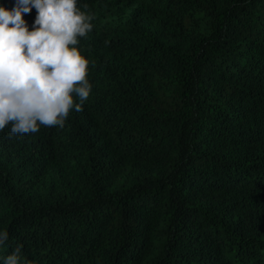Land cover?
<instances>
[{"label": "trees", "instance_id": "trees-1", "mask_svg": "<svg viewBox=\"0 0 264 264\" xmlns=\"http://www.w3.org/2000/svg\"><path fill=\"white\" fill-rule=\"evenodd\" d=\"M76 6L90 95L0 130V264H264V0Z\"/></svg>", "mask_w": 264, "mask_h": 264}, {"label": "clouds", "instance_id": "clouds-1", "mask_svg": "<svg viewBox=\"0 0 264 264\" xmlns=\"http://www.w3.org/2000/svg\"><path fill=\"white\" fill-rule=\"evenodd\" d=\"M76 3L16 0L11 11L0 7V130L9 124L11 135L63 128L73 108L82 111L91 91L89 61L76 45L92 30L93 17ZM33 8L37 15L29 31L23 15ZM7 240L8 232H0V245ZM21 251L17 245L4 264H29Z\"/></svg>", "mask_w": 264, "mask_h": 264}]
</instances>
